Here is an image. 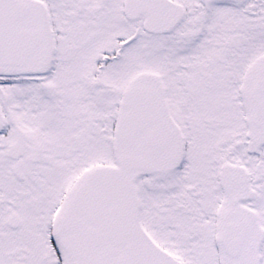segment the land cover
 <instances>
[{"label":"snow or ice","instance_id":"1","mask_svg":"<svg viewBox=\"0 0 264 264\" xmlns=\"http://www.w3.org/2000/svg\"><path fill=\"white\" fill-rule=\"evenodd\" d=\"M0 264H264V0H0Z\"/></svg>","mask_w":264,"mask_h":264}]
</instances>
